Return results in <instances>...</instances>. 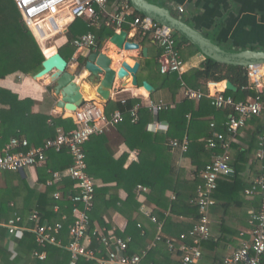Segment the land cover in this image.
Returning <instances> with one entry per match:
<instances>
[{
  "label": "trees",
  "instance_id": "16d2710c",
  "mask_svg": "<svg viewBox=\"0 0 264 264\" xmlns=\"http://www.w3.org/2000/svg\"><path fill=\"white\" fill-rule=\"evenodd\" d=\"M132 11L133 16H143L134 8ZM88 24L89 20L83 17L77 18L71 23L66 33L68 43L78 35L89 31L95 34L97 40L114 31L112 27L97 28ZM127 27L128 25L123 26L126 30ZM172 34L179 53L182 52V44L187 46L189 55L199 52L196 46L184 35L176 31H173ZM160 54L161 48L159 47ZM43 60L44 54L41 47L21 21L14 0H0V80L12 74L33 75L41 69ZM151 61L153 60L148 59V62L151 63ZM158 73L160 85L156 87V90H166L169 93V98L174 101L181 88V82L190 88L204 90L208 81L230 80L237 87V90L234 92L226 90L225 94L233 96L236 101L245 100L247 97L255 96L258 93L255 88L248 86L244 66L221 63L208 57H205L198 66L182 73L181 76L176 72L162 74L158 71ZM51 89L52 86H49L48 91ZM37 103L36 100L30 98L19 99L16 93L0 86V153L12 138H26L29 145L37 146L42 145L47 138L55 137L58 129L68 131L77 127L71 117L63 118L58 115L46 117L34 112L33 107ZM134 103L143 104L139 97L128 98L124 103L110 101L107 104L106 112L110 113L115 109L127 111ZM208 103L210 108L204 112L196 100L184 98L176 102L174 108L160 112L156 119L168 123V130L164 133L152 132L147 129L148 124L154 120V116L142 105L139 109L138 121L128 127L124 126L129 131V134L125 136V143L138 151V161L132 162L127 168L123 166L126 155L115 160L104 134L93 136L85 143L87 171L95 182L94 207L90 213L89 233L96 226L109 228L103 220V215L107 213L108 209L114 208L127 219L125 231H116V234L132 238L128 249L129 253L140 252L146 248L157 232V224L152 222L150 217L140 209L145 198L157 206L152 208L151 212L158 221L163 222L162 232L165 235L178 237L179 234L187 233L193 227L199 214L197 206L190 203V199L196 195V186L201 181L200 172L215 155L222 153L221 148L208 149L206 147V139L213 132L210 129V118L208 119V117L213 116L215 120H219L217 129L221 130L223 129L222 123L231 112L226 109H215L210 101ZM263 123L264 117L262 116L249 120L247 126L240 129L231 143L229 165L233 169V173L220 177L217 188L213 192L215 200L227 196L222 205L223 208L229 206L228 198L238 205H246L243 202L244 189L252 184L254 176L264 172L263 161L261 162L255 157ZM184 136L188 138L189 147L183 153V157L190 159L195 175L191 181L185 178L184 168H178L174 165L172 149L168 144L169 140H182ZM19 149L26 150L23 147ZM46 155V164L43 170L49 171L47 177H52V171H59L61 179L38 196L37 203L29 208L28 212L36 210L42 219L53 221L56 217L53 212L55 200L51 196L53 191L57 186H61L64 199L76 190L74 180L65 175V171L73 163V159L67 148L61 151L49 150ZM18 178L21 182L20 189L26 188L25 180L21 179L19 175ZM138 184L148 189L147 193L142 194L143 200L138 198L139 194L136 192ZM113 189L116 191L123 189L127 193L126 198L121 199L117 194H112L111 190ZM172 195L175 198H172ZM9 201V197L6 200H0L1 214L5 216L6 220L14 216L15 213L20 214L15 204L10 207ZM258 204L248 211V215L259 208ZM61 209L66 211L69 216L67 223L71 222L70 205L62 206ZM137 223L141 224V228L137 226ZM64 237L66 239L63 241H68L67 232H64ZM216 242L213 240L204 241L201 248L203 245L214 248ZM91 245L94 249H104L94 238ZM34 247L40 249L35 241ZM52 248H56V246L47 245L44 249L49 251ZM181 254L182 252L178 247L170 252L165 239H161L149 249L145 260L153 264H178V258ZM216 259L218 262L214 261V264H223V258ZM77 264L96 263L93 260L80 258Z\"/></svg>",
  "mask_w": 264,
  "mask_h": 264
},
{
  "label": "built area",
  "instance_id": "2783aa9c",
  "mask_svg": "<svg viewBox=\"0 0 264 264\" xmlns=\"http://www.w3.org/2000/svg\"><path fill=\"white\" fill-rule=\"evenodd\" d=\"M14 2L21 21L38 44L55 34L64 32L68 25L80 17L88 19L90 25L105 21L117 32L122 30L124 25H128L134 30H139L141 35L150 34L161 48V54L158 57L160 73L176 72L179 76L183 73L184 62L176 49L173 30L148 17L133 16V7L127 0H120L112 12L107 11L108 0H14ZM178 10L181 12L183 8L180 6ZM96 43L97 38L92 32L81 34L71 41V45L77 51L92 48L96 46ZM71 60L76 61L77 57L73 56ZM244 68L248 86L255 88L258 92L255 96H249L245 100L236 101L233 96L225 94L224 90L211 93L210 86L216 87L217 82L214 81L207 83V90L190 88L181 82L184 98L196 101L208 98L215 109L231 111L221 125L223 129L218 130V125L214 121L209 124L213 132L206 139V147L208 149L221 148L222 153L215 155L200 172L201 181L196 186V195L190 199V203L197 206L199 217L187 233L182 232L178 237L165 235L162 232L163 222L158 221L157 217L152 214V209L146 205L141 206L140 209L150 217L152 222L157 224V232L153 240L140 252L129 253L132 238L117 235L112 228L96 226L89 233L90 213L94 207L95 182L87 171L88 163L84 145L93 136L102 135L111 127L136 123L142 105L154 116L155 122L148 124L147 129L152 132H166L168 123L158 121L156 118L160 112L174 108L175 104L151 98L147 99L144 104L134 103L127 111L115 109L110 113H107L106 109L96 102L84 100L70 115L77 125L76 128L68 131L58 129L56 136L47 138L41 146H30L25 138H12L0 153V174L5 171H20L30 166H39L45 162L47 151H61L67 148L73 163L66 169L65 175L74 180L76 190L67 195L64 198L66 200H63L72 207V221L67 226L66 215H62L61 219L55 222H43L38 212L33 211L27 217L33 223L30 228H24L22 224L24 218L16 215L4 223L7 231L10 234L24 229L32 232L35 242L42 248L35 250L33 255L41 260L46 258L44 248L47 245H55L68 251L70 264H77L80 258L93 260L96 264H153L145 260L148 251L156 242L165 239L170 252L177 247L182 252L178 258V264H198L202 257V243L216 239L210 226L211 209L216 203L213 192L217 188L220 177L233 173L229 165L231 143L240 129L247 126L249 120L264 117V64H249ZM122 102L124 103L125 100ZM168 144L172 150H178L182 154L189 147L186 136L182 140L171 139ZM20 147L26 150L19 149ZM255 157L264 161V123L261 127ZM52 176L49 184L61 179L59 171L53 172ZM136 192L142 195L147 193L148 189L138 184ZM244 193L249 199L259 198V208L249 214L248 228L240 232L243 238L240 246L223 257V264L264 263V172L253 179L252 184L244 189ZM54 197L57 201L63 199L60 192H56ZM172 198L175 196L172 195ZM58 208L59 205L56 206V210ZM137 226L141 228L140 223H137ZM64 230L67 231L68 236L66 244L62 239ZM142 233H144L143 230ZM93 238L104 247L103 250L92 248Z\"/></svg>",
  "mask_w": 264,
  "mask_h": 264
},
{
  "label": "crops",
  "instance_id": "0c3cea01",
  "mask_svg": "<svg viewBox=\"0 0 264 264\" xmlns=\"http://www.w3.org/2000/svg\"><path fill=\"white\" fill-rule=\"evenodd\" d=\"M119 1L120 0H108L107 11L112 12L115 9V5ZM148 1L156 3L161 7L169 10L171 14L180 18L184 23L195 28L203 36L209 38L225 50H264V0ZM180 6L183 8V11L181 12L178 10ZM89 26L97 28L107 26L112 27L114 31L116 30L112 25L107 24L105 21H101L98 24ZM68 27L69 25L64 32L55 35L62 37L66 41V33L68 31ZM122 29L126 30V28ZM126 31L128 32L127 38L131 41L137 42L139 44V49L119 50L117 47L107 42L101 50L111 58V66L115 69L122 60H126L130 64L138 61L140 63V67L137 72L139 84L138 86H132L131 83L123 85V81L115 78L113 87L110 90V97L107 101H104L96 92L98 82H92L91 80L88 81L87 79H85V74L82 73L83 71H81V64L84 63L85 55L89 50L95 49L99 46L100 39L97 40L96 46L92 48L82 49L80 51L75 50L71 45L72 40L65 47H61L60 51L58 50L56 44H53L48 48L45 47L46 45L43 41L42 50L46 56L53 54L56 50H58L61 54L62 51H64L67 55V58L63 54L62 56L68 61L70 71L76 74L75 79L81 87L83 99L92 100L97 104L103 106L105 109L108 102L110 101L122 102L123 100H126L128 98L134 99L139 97L142 99L143 104L147 99L151 98L157 101L162 100L166 103H174L175 105L176 102L184 99L181 88L176 95L175 101L169 98V93L166 90H156V87L160 85V78L158 73L159 65L157 66L159 46L152 39L151 35H141L139 30H134L129 26L127 27ZM48 49L52 50L49 51ZM144 49H146L145 55L143 53ZM181 50L182 52H180V54L184 62L183 73L192 67L198 66L205 59V56L200 54V52L189 55L187 46L185 44L181 45ZM73 56L77 57L76 61L71 60ZM148 59L153 61H151L150 63L148 62ZM143 80H146L150 84H152V86L154 87L153 93L149 94V92H146V90L142 87L141 82ZM207 83L204 90L208 89ZM0 86L16 93L19 99L30 98L36 100L38 103L34 105L33 111L39 113L41 116L47 117L58 115L66 118L70 117L72 113L56 106L58 96L54 95L52 89L51 91H48V87L52 86L51 84H47L43 79H34L33 75L31 74L9 75L6 78L0 80ZM217 90L226 91L225 80L217 82L216 87L210 86L211 93H214ZM197 102L202 111L206 112L209 110L210 106L208 103V98H204L203 100H199ZM209 118L210 122L214 121L216 124L219 121L215 120L213 116L208 117V119ZM153 122L155 121L153 120L150 123ZM124 126L128 127L130 125L121 124L119 126L111 127L104 133V135L107 138L106 143L113 153L112 157L115 160H118L122 156L126 155L123 166L127 168L132 162L138 161V151L136 149L130 148L125 143V136L129 134V131L126 130ZM210 129L212 131L211 127ZM30 146L36 145L31 144ZM172 161L176 167H182L185 169V178L187 180L191 181L195 178V175L192 171V165L190 164V159L183 157V154L178 150H172ZM45 164L46 160L39 166H30L20 171H5L0 174V200H6L7 197L10 198V207L15 204L16 209L20 211V214L15 213L14 216L20 215L24 218L22 222L24 228H30V226H32L33 224L27 219V217L30 213L36 210H30L29 212L28 210L32 206H35L38 196L42 195L49 186L55 185L60 181H55L53 184H49V181L52 180L53 176L47 177L49 171L45 172L43 170ZM16 172H18V174H16ZM53 172L56 171H52L51 173L53 174ZM18 175L27 183L26 188L20 189L21 182L18 178ZM257 176L259 175L254 176L253 179ZM61 188V186H57L51 194V196L55 200V204L53 206V212L56 215L55 219L53 221H50L48 219L41 218L43 222H55L61 219L62 215H66L67 223L69 216L66 211H63L61 208L62 206L67 207L69 206V204L67 201H63L66 199L57 201L54 197V194L56 192H60L62 194ZM111 193L117 194L121 199H125L127 196V193L123 189H119V191L113 189L111 190ZM243 197V202H245L246 205H238L228 198V201H230L229 206L224 208L222 207V205L225 203L227 196L223 197L222 199L221 197H219V199L215 200L216 203L212 207L210 213V226L212 233L216 238L213 241H217L216 246L214 248H208L206 245H203L202 257L198 264H214V261H217L216 258L221 259L240 246V243L243 239L240 236V232L246 231L248 228V211L254 206H257V203H259V198L258 200H256L257 198L249 199L245 196V193H243ZM138 198L142 199L143 196L138 195ZM58 205L59 208L56 210V206ZM143 205H146L150 209L157 207L154 203L149 202L147 198L142 201V206ZM14 216L10 218H13ZM10 218L6 220L5 216H2L0 203V264H70L68 251L60 246H56V248H52L49 251L44 249L46 252V258L43 260L35 257L33 255V252L35 250H41L42 248L35 249L34 234L25 229L20 232L10 234L7 231V228L4 226V223H6ZM103 220L109 228H112L115 231L124 232L127 226V219L114 208H110L107 210V213L103 215ZM69 223H67L66 226ZM65 230H67V227H65ZM65 230L64 232L66 233L67 231ZM26 232L27 234H25ZM62 239H66L64 237V233L62 235ZM67 242L68 241L64 242V244H66Z\"/></svg>",
  "mask_w": 264,
  "mask_h": 264
},
{
  "label": "water",
  "instance_id": "95a60500",
  "mask_svg": "<svg viewBox=\"0 0 264 264\" xmlns=\"http://www.w3.org/2000/svg\"><path fill=\"white\" fill-rule=\"evenodd\" d=\"M127 1L143 16L184 35L205 57L221 63L244 67L249 64H264V50H225L160 5L148 0ZM127 35L128 32L124 29L105 34L100 38L99 46L88 51L84 63L81 65L85 79L98 82L96 92L104 101L110 97V90L115 78L123 81V85L131 83L132 86H138L139 84L137 72L140 63L138 61L130 64L128 61L122 60L115 69L111 66V58L101 50L107 42L119 50L139 49V44L128 39ZM145 50H143L144 55L146 54ZM43 76L46 77L45 82L52 85L54 95L58 96L56 102L58 108L73 112L83 103L81 87L75 79L76 74L70 71L68 61L58 50L50 56L44 54L41 69L33 74L34 79H40ZM141 85L149 94L154 92V87L148 81L143 80ZM225 88L233 92L237 90L230 80H225Z\"/></svg>",
  "mask_w": 264,
  "mask_h": 264
},
{
  "label": "rangeland",
  "instance_id": "374dc122",
  "mask_svg": "<svg viewBox=\"0 0 264 264\" xmlns=\"http://www.w3.org/2000/svg\"><path fill=\"white\" fill-rule=\"evenodd\" d=\"M44 44L46 45L45 47H51V45L53 44H56L58 50L60 51L61 50V47H65L66 45H68V40H64L62 37H59V36H56V35H53L51 36L50 38H48L46 41H44ZM40 47H41V50L43 49V41L41 44H39ZM49 51L52 50V49H48ZM43 51V50H42ZM62 54L67 58V55L65 54L64 51H62ZM82 65V64H81ZM147 92V91H146Z\"/></svg>",
  "mask_w": 264,
  "mask_h": 264
},
{
  "label": "bare ground",
  "instance_id": "6f19581e",
  "mask_svg": "<svg viewBox=\"0 0 264 264\" xmlns=\"http://www.w3.org/2000/svg\"><path fill=\"white\" fill-rule=\"evenodd\" d=\"M50 56V55H49ZM40 79H43L44 81L46 80V77H41ZM86 94V93H85ZM90 94V93H89ZM91 95V94H90ZM90 97V96H89ZM67 111H69L70 112V110H67Z\"/></svg>",
  "mask_w": 264,
  "mask_h": 264
}]
</instances>
